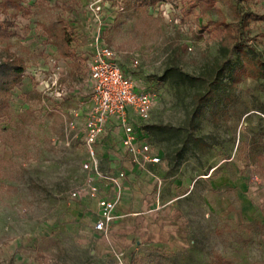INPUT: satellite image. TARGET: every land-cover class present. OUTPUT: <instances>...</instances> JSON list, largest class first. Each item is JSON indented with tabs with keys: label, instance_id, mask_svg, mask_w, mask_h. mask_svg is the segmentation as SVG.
Returning <instances> with one entry per match:
<instances>
[{
	"label": "rangeland",
	"instance_id": "rangeland-1",
	"mask_svg": "<svg viewBox=\"0 0 264 264\" xmlns=\"http://www.w3.org/2000/svg\"><path fill=\"white\" fill-rule=\"evenodd\" d=\"M233 4L11 0L6 10L0 6V26L10 25L0 38V63L11 58L25 67L0 115V264H264V79L229 77L248 58L233 52L219 75L229 83L230 101L209 104L192 133L186 124L192 97L203 91L198 78L213 72L237 28ZM238 8L249 17L250 57L264 62V0H238ZM62 28L71 38L68 59L57 51ZM99 44L155 95L141 125L176 130L172 138L155 132L149 140L162 158L155 171L162 185L152 201L163 208L131 211L124 219L130 232L115 227L106 238L92 232V213L70 200L84 151L65 129L90 103L87 62ZM156 223L166 242H151Z\"/></svg>",
	"mask_w": 264,
	"mask_h": 264
},
{
	"label": "built area",
	"instance_id": "built-area-1",
	"mask_svg": "<svg viewBox=\"0 0 264 264\" xmlns=\"http://www.w3.org/2000/svg\"><path fill=\"white\" fill-rule=\"evenodd\" d=\"M58 73L54 79H58ZM87 86L90 106L81 121L74 115L65 129L69 141H79L84 157L80 162L82 178L69 194L77 203L96 204V220L92 229L106 238L122 199L126 171H104L101 154L110 132L121 133L123 157L139 171L152 177L159 189L162 180L152 170L161 158L153 152L149 136L141 126L150 119L155 95L138 86L117 63L114 53L99 44L87 64Z\"/></svg>",
	"mask_w": 264,
	"mask_h": 264
},
{
	"label": "trees",
	"instance_id": "trees-1",
	"mask_svg": "<svg viewBox=\"0 0 264 264\" xmlns=\"http://www.w3.org/2000/svg\"><path fill=\"white\" fill-rule=\"evenodd\" d=\"M139 2L146 0H137ZM149 4L155 5L157 2L163 0H148ZM11 0H1L0 6L5 10L7 8V3H10ZM234 3L231 6V9L234 12V15L237 19V28L233 30L234 33H229L230 40L221 46V57L222 59L219 63L213 67V72L207 77L198 78L203 83V91L197 92L192 97V108L188 114L187 126L189 127L190 133H192L197 125V122L201 115L206 111V108L211 103H227L230 101L227 90L229 83L223 81L219 75L224 72L227 68L231 66L230 55L233 52H236L238 57L248 58L246 62L243 61L237 62L236 66L230 72V78L235 80L239 78L242 74H250L256 79H264V62L260 58L250 57L254 53V49L248 44V39L245 37L244 26L247 21V15H242L240 9L238 8V0H234ZM4 26H0V38H5L7 35V28L10 26L6 21L3 22ZM54 37V35H53ZM57 42V51L60 57L69 58L70 57V43L71 38L66 32L65 29L59 30L56 34ZM247 51H244V49ZM25 72V67L20 60L9 59L7 62L0 63V115L8 107V101L11 91L23 80ZM218 73V74H217ZM187 79H192L189 76H185ZM264 114V113H263ZM148 136L149 140L151 134L158 132L163 136H168L167 138L173 137V132L176 130L171 127H157V126H147L144 129ZM192 136H187L183 142L182 147L188 146ZM182 150V149H181ZM179 152V151H178Z\"/></svg>",
	"mask_w": 264,
	"mask_h": 264
},
{
	"label": "crops",
	"instance_id": "crops-1",
	"mask_svg": "<svg viewBox=\"0 0 264 264\" xmlns=\"http://www.w3.org/2000/svg\"><path fill=\"white\" fill-rule=\"evenodd\" d=\"M63 59H68V58H63ZM89 106L90 103L89 104L87 103L85 105L83 104L80 105L78 110L79 122L83 118L84 113L89 108ZM120 137H121V133H113V132L109 133V136L103 143L102 154H101V159H102L101 165L104 171H117L122 168H124L126 171V180L124 181V190L122 193V199L119 205L117 206L115 212V215L118 216V219L111 225L110 230L112 231L116 227V228H120V230H124L125 232L129 233L130 232L129 222L124 221V219L129 215L131 211H136L140 208L147 210V207H150L149 212L153 213L155 211H159L163 207L160 206V202H158L156 206L155 203L152 201V198L153 197L155 198L153 192L154 189L156 188L154 179L139 171L136 167L128 163V161L123 157V151L120 145ZM161 163H162V158H161ZM161 163L159 165H155L151 167L155 174H156L155 172L156 169L160 167ZM149 203L151 205H148ZM79 206L80 209H82L83 211L85 210L89 213L90 212L92 213L94 220L92 221L91 224V230L93 233H95L92 229V226L96 220V210H97L96 204L94 202L93 203L82 202L79 203ZM160 227L162 228V225L160 223H156L154 226L151 227L155 230V234L152 236L151 239V242H153L154 244L167 241L166 239L167 237H163L158 234V230Z\"/></svg>",
	"mask_w": 264,
	"mask_h": 264
}]
</instances>
